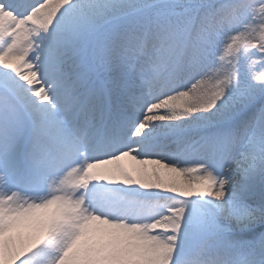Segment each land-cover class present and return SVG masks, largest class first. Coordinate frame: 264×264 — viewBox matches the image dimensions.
Returning <instances> with one entry per match:
<instances>
[{
  "label": "snow or ice",
  "instance_id": "6c2138e0",
  "mask_svg": "<svg viewBox=\"0 0 264 264\" xmlns=\"http://www.w3.org/2000/svg\"><path fill=\"white\" fill-rule=\"evenodd\" d=\"M0 264H264V0H0Z\"/></svg>",
  "mask_w": 264,
  "mask_h": 264
}]
</instances>
